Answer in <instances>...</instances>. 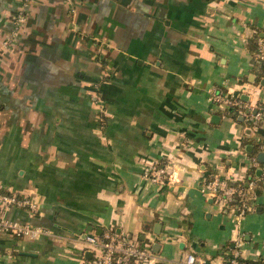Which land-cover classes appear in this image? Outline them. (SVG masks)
Masks as SVG:
<instances>
[{
    "label": "crops",
    "instance_id": "crops-1",
    "mask_svg": "<svg viewBox=\"0 0 264 264\" xmlns=\"http://www.w3.org/2000/svg\"><path fill=\"white\" fill-rule=\"evenodd\" d=\"M259 37L264 0H0V187L37 201L3 214L61 237L0 234V264H91L85 233L110 227L156 255L144 264H219L237 231L264 260V183L239 222L200 191L246 179L264 141L212 99L264 105ZM170 159L171 183L141 176Z\"/></svg>",
    "mask_w": 264,
    "mask_h": 264
},
{
    "label": "built area",
    "instance_id": "built-area-1",
    "mask_svg": "<svg viewBox=\"0 0 264 264\" xmlns=\"http://www.w3.org/2000/svg\"><path fill=\"white\" fill-rule=\"evenodd\" d=\"M28 1L24 0L25 3ZM22 18L23 9L14 15L15 30L18 29ZM9 40L10 38L5 39L3 44L6 45ZM256 43L254 60L261 65L262 78L264 79V38L259 37ZM212 99L220 106L229 107L231 113L242 116L252 129L256 130L260 126H264V105L243 102L236 97L225 96L220 92L212 93ZM258 149L264 152V141L259 142ZM175 164L170 159L146 166L142 170L141 176L154 184L171 183L176 177L174 175ZM248 167L250 173L244 180L238 179L234 175L222 180L214 175L200 186L202 194L213 197L222 209L234 213L237 222L252 209L257 186H262L264 183V159L260 161L255 155H251L248 157ZM256 169L260 170L258 175L254 174ZM12 206L34 211L37 201L24 194L0 187V234L7 233L29 239H36L43 235L53 240L61 239L58 233L48 227L5 216L3 212ZM83 241L85 244L83 249H88L92 253L91 264H144L156 259V255L150 249L126 233L116 231L114 227L106 228L100 234L87 233ZM232 241L235 247L229 250V255L219 264H254L247 262L240 254L238 247L242 241L238 231ZM262 246L264 248V243ZM178 264H208V261L201 255L188 251L184 253Z\"/></svg>",
    "mask_w": 264,
    "mask_h": 264
},
{
    "label": "trees",
    "instance_id": "trees-1",
    "mask_svg": "<svg viewBox=\"0 0 264 264\" xmlns=\"http://www.w3.org/2000/svg\"><path fill=\"white\" fill-rule=\"evenodd\" d=\"M249 47L251 50H253L254 52L256 51L257 49V43L255 41H251L249 42ZM254 64V67L256 68V79L261 81V78H262V75H263V72H262V69H261V65L258 64L255 60L253 62ZM231 108H234V107H231ZM234 117L237 116V114H233ZM248 178V176L246 177ZM260 187V185L257 186V189ZM247 262L249 263H254V264H264V260L263 259H259V260H247L245 259Z\"/></svg>",
    "mask_w": 264,
    "mask_h": 264
},
{
    "label": "water",
    "instance_id": "water-1",
    "mask_svg": "<svg viewBox=\"0 0 264 264\" xmlns=\"http://www.w3.org/2000/svg\"><path fill=\"white\" fill-rule=\"evenodd\" d=\"M251 79H254V77H252ZM263 82H264V80H262ZM239 118H242L241 116L239 117ZM249 129V128H248ZM247 129V130H248ZM248 131H250V129L248 130ZM257 158L260 160V161H262L263 159H264V152L263 151H259L258 153H257ZM257 192V191H256ZM102 230V229H101ZM87 233H85V235H86ZM84 235V236H85ZM91 255H92V253H91V251L90 250H86V252H85V256L86 257H91Z\"/></svg>",
    "mask_w": 264,
    "mask_h": 264
}]
</instances>
